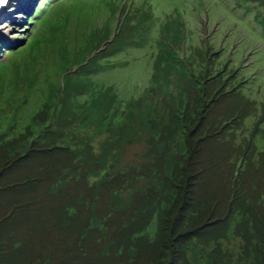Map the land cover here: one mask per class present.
Returning a JSON list of instances; mask_svg holds the SVG:
<instances>
[{"label":"rangeland","instance_id":"1","mask_svg":"<svg viewBox=\"0 0 264 264\" xmlns=\"http://www.w3.org/2000/svg\"><path fill=\"white\" fill-rule=\"evenodd\" d=\"M6 14L0 144L47 125L61 148L82 155L73 153L89 184L97 180L83 216L98 224L78 243L69 232V250L121 243L148 177L179 171L189 154L191 190L214 224L192 240L188 264H264V0H9ZM200 208L192 222H203Z\"/></svg>","mask_w":264,"mask_h":264},{"label":"trees","instance_id":"2","mask_svg":"<svg viewBox=\"0 0 264 264\" xmlns=\"http://www.w3.org/2000/svg\"><path fill=\"white\" fill-rule=\"evenodd\" d=\"M37 120L36 124L46 119ZM47 128L44 126L42 134L32 140L25 133L10 144H0V264H11L10 259L18 261L16 264H82L83 257L98 256L126 258L130 264L139 260L148 264H188L186 256L192 243L199 236L206 237L201 231L214 224L213 211L206 202L200 208L191 190L197 172L193 171V162H185L189 154L182 155L179 171L173 168L162 178L157 177L158 172L148 177L155 180L133 208L138 212L136 222L126 219L121 243L112 241L105 252L87 254L81 243L71 251L64 241L69 232L76 243L85 240L92 226L98 224L83 216L96 204L97 180L93 178V184H89L84 166L76 161L83 159L82 155L68 145L61 148L54 132ZM120 178L119 173L110 176V181ZM82 184L89 189L88 194H74L73 187ZM111 185L107 183L110 199L115 195ZM234 202L235 197L229 203L230 216ZM199 208L203 222H192V213ZM105 227L104 222L98 225ZM22 231L28 232L20 235ZM69 257L73 258L70 262Z\"/></svg>","mask_w":264,"mask_h":264},{"label":"bare ground","instance_id":"3","mask_svg":"<svg viewBox=\"0 0 264 264\" xmlns=\"http://www.w3.org/2000/svg\"><path fill=\"white\" fill-rule=\"evenodd\" d=\"M24 12V11H23ZM4 15H7L6 14V8L5 9H2L1 11H0V16H4Z\"/></svg>","mask_w":264,"mask_h":264},{"label":"snow or ice","instance_id":"4","mask_svg":"<svg viewBox=\"0 0 264 264\" xmlns=\"http://www.w3.org/2000/svg\"><path fill=\"white\" fill-rule=\"evenodd\" d=\"M8 3V0H0V5Z\"/></svg>","mask_w":264,"mask_h":264},{"label":"water","instance_id":"5","mask_svg":"<svg viewBox=\"0 0 264 264\" xmlns=\"http://www.w3.org/2000/svg\"><path fill=\"white\" fill-rule=\"evenodd\" d=\"M5 4L0 5V10L5 9Z\"/></svg>","mask_w":264,"mask_h":264},{"label":"flooded vegetation","instance_id":"6","mask_svg":"<svg viewBox=\"0 0 264 264\" xmlns=\"http://www.w3.org/2000/svg\"><path fill=\"white\" fill-rule=\"evenodd\" d=\"M234 45H236V44L233 43V44L231 45V47H234ZM238 66H239V67H238L239 69L242 68V66H240V65H238Z\"/></svg>","mask_w":264,"mask_h":264}]
</instances>
